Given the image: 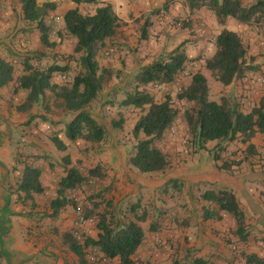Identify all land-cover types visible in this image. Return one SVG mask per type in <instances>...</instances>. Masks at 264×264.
<instances>
[{
	"label": "crops",
	"instance_id": "0c3cea01",
	"mask_svg": "<svg viewBox=\"0 0 264 264\" xmlns=\"http://www.w3.org/2000/svg\"><path fill=\"white\" fill-rule=\"evenodd\" d=\"M3 1L0 0V57L14 66L15 74L12 82L0 88V250L2 254L0 264H79L77 257L61 245L59 238L61 233L75 229L74 209L70 206L66 207L55 219L41 218V213H44L47 207L39 203V196L47 193L46 189L50 183L45 180V176L49 175L50 169L58 171L56 161H59L58 158L63 156L53 146L51 136H57L67 150H70L74 143L81 140L73 143L64 137L63 122H65V118L60 119L59 115L48 112V108L51 109L52 106L51 97H46L39 107L34 108L30 114H25L16 111L15 108L23 103L26 93L20 90L14 92L15 80L23 70L22 53L28 51L45 52L52 55L58 52L72 53L75 42L64 33L62 17L68 9L75 8L76 5L70 0L56 1V10L50 12L45 18V23L50 27L51 33L56 30L62 36L51 35L50 41L55 44L53 49L48 50L43 47L38 31L32 28L29 31H23L21 42L25 40V43L21 46L25 49L22 50L19 46L10 44L6 39L7 35L17 26V22L10 7L5 3L2 4ZM47 1L54 0H37L38 3ZM98 1L109 4L123 23L118 34L123 31L124 38L117 44L123 49V55L127 53L125 58L128 63L134 61V63L140 64L145 59V53H148L147 59L152 61L159 52L172 50L165 51L167 50V40L172 39L176 34L183 35L182 40L187 39L193 31L196 32V37L192 36V41L183 46L186 57L189 60L198 56L209 57L213 54V46L208 48L201 42L200 36L203 34L216 36L224 28L239 34L242 32L241 29L246 27L230 18L227 19L224 26L219 25L215 17L205 9L190 12L186 0ZM244 2H248V0H242V3ZM95 8L96 6L93 4L78 5L79 12L82 14H92ZM18 14L21 21H24L22 13L19 11ZM56 17L59 19V22H56L58 29L54 22ZM144 25H147L146 34L147 32L149 34V37L145 38L147 41L139 40L138 31ZM65 38L72 43L70 49L65 48L64 43L61 44V41L65 42ZM197 39H199L198 42L192 44ZM136 45L137 51L131 56L128 54V49L136 47ZM103 47L97 49L98 63ZM252 51L254 52L255 49L252 48ZM53 61L46 58L42 64ZM57 63L64 65L66 61H57ZM203 74L206 78L209 76L207 71H203ZM59 78L60 76H55L53 81L58 82ZM245 82L246 79L242 78L225 87V92L234 94L241 111H244L241 108L242 103L243 107L247 108L248 104L250 106L258 96L257 93L250 91L247 84L244 85ZM208 85L210 86V84ZM219 97L220 95L209 96L212 101H218ZM31 115L43 116L47 121L53 122L50 125L51 128L48 127L49 125L47 126L50 128L47 130L49 134L40 136V139L29 134L33 132L29 129L32 127V123H29ZM123 119L126 126H129L131 122L129 127L132 131L137 119L133 122L131 118L127 120L125 116ZM22 131L28 132L27 136ZM109 135L110 139H108L109 136L106 137L107 139L105 138L101 144H105V146L110 144L109 148L111 149L117 144V140H122L124 134L112 131ZM216 144L217 142H210L206 145L205 150L195 151L179 146L169 137L166 138L165 142L163 141V146H165L163 153L166 154L169 165L163 172L148 174L152 177L151 179L139 175L133 167L128 165L127 156L113 154V150L111 154L105 152L107 154H104V160H102L106 165L104 179L108 186L113 185V189L115 186H117L116 189H120V183L114 181L123 177L129 187L127 190L133 189L134 196L138 198L143 196L142 192L150 193L146 198L151 202L149 205L152 209L151 218L160 219L168 216L169 219L165 221L169 227L175 229L176 247L179 250L182 247L180 241L186 240L185 250L190 252L192 257L202 258L209 264H246L244 255L263 257L261 254L252 252L250 244L254 242L264 244V238H258L255 234L259 233L264 236V140L258 134L252 138L251 144L254 146L251 150L252 153L247 152L246 145L237 140L226 144L221 153L214 149L213 146ZM28 151L29 153H27ZM240 153L242 156L244 155L240 164L232 165L229 168L223 166L229 160H241ZM23 154H29V156ZM27 166L40 170V182L45 189L43 194L33 195L34 206L30 201H24L23 194L17 190L23 171ZM64 175L62 174V176ZM222 189H228L234 193L246 220L252 224L253 232L248 233L246 230L248 236L243 242L233 234L236 225L230 215L221 213L220 220L203 221V208L209 204L202 200V195L208 191L217 192ZM161 193H163V198ZM165 194L167 197L164 196ZM150 202L147 203L150 204ZM158 202L162 205L157 204ZM100 206L102 208L103 205ZM163 212L167 213L163 215ZM181 235L183 237L179 238ZM96 236L97 231L94 227L92 238L95 239ZM152 238L150 237L148 240ZM237 241L248 252H242L240 256L232 252ZM142 247L143 244L133 257V264H136L135 261L139 256V264L148 260L146 259L149 258L148 255L141 254ZM100 264H118V262L113 260Z\"/></svg>",
	"mask_w": 264,
	"mask_h": 264
},
{
	"label": "trees",
	"instance_id": "16d2710c",
	"mask_svg": "<svg viewBox=\"0 0 264 264\" xmlns=\"http://www.w3.org/2000/svg\"><path fill=\"white\" fill-rule=\"evenodd\" d=\"M25 29L35 28L39 33V40L48 50L54 48L51 40V29L45 23V18L57 8L56 1L38 3L37 0H18ZM76 5L68 9L62 17L63 31L74 40L72 53L60 65L62 57H55L53 62L42 64L47 56L45 52L25 53L22 57V73L16 78L15 91L26 93L23 103L15 109L18 112L30 114L39 107L46 97L52 99V108L59 111L65 118L63 135L70 142L78 140L91 145L102 143L107 136L105 123L90 112L89 106L98 98L104 89V84L110 77L108 69L100 67L97 62L98 47L105 46L112 40L122 26V21L109 4L98 0H70ZM190 12L205 9L216 19L219 25L224 26L227 19H234L237 23L254 27L264 39V0H254L242 3L241 0H186ZM93 4L96 6L92 14H82L78 5ZM146 24V23H145ZM29 27V28H28ZM146 25L141 29V39L147 38ZM59 37L61 33H58ZM182 44L163 54L159 59L141 68L135 76V89L126 93L120 103L124 107H132L141 111L132 129V136L136 143L128 157V165L139 174L148 175L163 172L169 165L168 158L158 147L157 143L163 139L167 131L178 116L172 105L170 96L161 101H155L146 90L140 89L148 85L162 86L174 83L184 71L190 60L182 50ZM213 54L203 60L202 70L207 71L210 77L221 86L228 87L235 81L242 79L248 70L255 67L248 62L247 50L241 36L233 31L222 29L215 36ZM57 60V61H55ZM200 61L202 58L194 59ZM192 60V61H194ZM74 63L75 73L71 72V63ZM203 71L189 73L188 82L176 95L178 101L188 105L182 114V120L187 129L186 144L195 151L205 150L210 142H217L216 152L221 153L225 145L235 140L246 145V150L252 153L254 146L252 138L258 134L264 140V105L251 106L248 111H241L237 99L232 93L221 96L218 101L209 98V85ZM14 66L0 57V88L13 81ZM60 74V81L54 82L53 77ZM64 77V79H62ZM51 109L48 108V112ZM35 115H31L33 119ZM114 128L119 122L113 121ZM55 149L64 152L66 146L57 138L51 136ZM240 161L229 160L224 167L238 165L244 159L242 153ZM238 157V158H240ZM243 157V158H242ZM65 161L69 163L68 157ZM101 166L97 165L87 172V176L75 167L65 169L64 176L56 185L55 197L50 200L47 210L41 213L42 217L55 219L66 207L75 208L73 200L67 198V191H74L87 183L89 179H104ZM17 190L23 194L24 201H30L34 206L33 195L44 193L40 182V170L36 167H25ZM202 200L208 203L203 208V221L220 220L221 213H226L235 221L236 228L233 234L243 242L248 233L246 218L239 203L231 190L222 189L217 192L208 191L202 195ZM94 205L91 211H85V217H96V238L83 237L82 242L74 236L73 230L65 231L60 235L62 246L72 252L79 264H88L85 250L94 251L108 261L116 260L118 264H133V257L142 246L145 234L141 224L147 220V213L141 210L140 204L134 203L124 212L119 205L106 202ZM0 250V263H1ZM246 264H264V257L244 255ZM172 264H209L208 261L189 257L184 260H175Z\"/></svg>",
	"mask_w": 264,
	"mask_h": 264
},
{
	"label": "rangeland",
	"instance_id": "374dc122",
	"mask_svg": "<svg viewBox=\"0 0 264 264\" xmlns=\"http://www.w3.org/2000/svg\"><path fill=\"white\" fill-rule=\"evenodd\" d=\"M242 1V0H241ZM254 0H248L246 3H250ZM5 3L8 7H10V11L12 12V15L15 17V21L17 22V26L13 28L11 33L7 35V41L12 44L19 46L20 49H25L21 46V44L25 43V40L21 42V39L24 35V32L22 31L25 29L26 23L24 21H21V17L19 18V14L17 13L21 10H19V1L18 0H4L2 4ZM187 4V3H186ZM56 17L54 20L55 27L56 25ZM141 28L139 29V40H146L147 39H141ZM145 30L147 31V25ZM241 33L239 35L241 36L244 46L247 50V58L248 62L253 65L256 69L248 70L246 71L243 78L246 79V82L244 85H248L250 87V91H253V93H257L258 96L252 101L251 105L247 106V108L243 107L242 103V109L244 111H248L251 109V106H257V105H264V39L261 38V36L257 33V30L254 27H243L241 29ZM59 31L54 30V33L50 32V35L55 36L58 35ZM183 35H174L172 39L167 40L166 47L169 51L170 49L176 48L178 45H185V43H189L192 41V36L196 37V32L193 31L192 34H190L189 38H185L184 40L181 39ZM149 37V34L147 32V38ZM124 34L123 31L120 32L118 35H116L112 40H109L107 44L101 49L100 56H99V65L100 67L106 68L110 72V77L107 80V82L104 84V89L99 94L98 98L89 106L90 112L92 115H94L96 118L101 119L107 128V136H109L108 139H110V132H121L123 133L122 140H117V144L113 147H110V144L105 146V144H98V145H91L88 143H85L84 141H78L77 143H74L70 150H65L64 152H59L62 157H59L56 161L58 171H54V169H50L49 175L45 176V180L50 183V185L47 187V193L39 196V203L46 205L49 204L50 200H52L55 197V191H56V185L59 179L64 174L65 169H69L71 167L78 168L84 176H87V172L89 169L96 167L97 165H100L101 172L105 173V167L106 165L102 162L104 154H111L113 150V154L118 153L119 155L126 157H129L132 147L135 145L136 141L133 138L131 134L130 125L126 126L125 120L123 119V116L127 117V120L129 118L132 119V122L136 119H138L141 115V111L138 109H134L132 107H124L121 106V102L124 99V96L126 93H132L135 89V76L139 72V70L149 63H152L159 59L163 54L167 52H159L158 55L153 57L152 61H149L148 53H145L146 56L145 59L140 62V64L134 63V61L128 63L126 60L127 53L123 55V49L117 44L118 41L123 40ZM201 42L208 46V48H212L215 35L213 34H203L200 36ZM66 39V40H65ZM65 42L61 41V44L64 43L65 48H71L72 43L68 41L67 38H65ZM195 39V38H194ZM199 39L195 40L194 43L198 42ZM194 41V40H193ZM139 44V43H137ZM191 44V45H192ZM132 46V45H131ZM182 50L185 53V49ZM137 45L136 47H131L128 49V54L132 56V53H135L137 51ZM148 48V47H147ZM252 48L255 49V51H252ZM213 49V48H212ZM70 51V50H69ZM29 52V51H28ZM25 52V53H28ZM25 53H22L25 54ZM29 53H32L31 51ZM70 52H58L57 54H54L53 56H47L46 58L54 59L55 57H62L63 61L70 55ZM21 55V56H22ZM197 58H201V56H198ZM193 58L189 62L186 63L184 71L177 77V79L174 81V83L169 85H162V86H152L148 85L144 88L140 89H146L154 98L155 101H161L166 96H170L172 100L173 107L177 110L178 116L174 123L172 124L171 128L174 129V133L170 132V129L167 131L166 135L157 143V147L162 151L165 152L163 146V141L165 142L166 138L169 137V139L174 142L178 143L181 147H186L189 150H193L191 146H189V143L186 144L187 140V129L185 126L184 121L182 120V114L185 111V109L188 107L186 103L183 101H178L176 99V95L179 93V90L188 82L189 73L197 70H202L203 60L207 57L202 58L201 61H195ZM194 60V61H192ZM131 61V60H130ZM139 65V66H138ZM136 70H133L134 68H137ZM71 72L67 74V77H72V75L75 73L74 63H71ZM134 71V72H133ZM57 77L60 76V74L55 75ZM256 77H260L263 82L257 83L255 81ZM208 78V84L209 86V96L210 97H217L218 95L221 96H227L230 95L229 93L225 92V87L221 86L217 82H215L210 75ZM60 81V79H58ZM236 82V81H235ZM214 86V87H213ZM220 91V92H219ZM219 92V93H218ZM234 96V94H233ZM50 97V96H48ZM219 97V98H220ZM235 97V96H234ZM236 98V97H235ZM52 105V103H51ZM51 113L59 115L60 119L64 118L59 111L55 110L51 106ZM38 118V119H36ZM59 120V119H58ZM113 121L119 122V127L114 128L112 126ZM62 122V121H61ZM29 123H32V127L29 128L33 132L29 133L30 135L37 136L39 139L40 136L43 137V135L49 134L47 131L50 129V125L53 124V122L47 121L46 118L42 117H34L33 119L29 120ZM49 125V126H48ZM50 128H48V127ZM40 130H39V129ZM128 129V133H127ZM24 135L27 136L28 132L22 131ZM127 133V134H126ZM40 134V135H39ZM107 139V138H106ZM165 144V143H164ZM215 149V145L213 146ZM31 149L29 148V151ZM29 151L27 153H29ZM75 151V152H73ZM107 152V153H105ZM24 156H29V154H23ZM65 157H68L69 163L65 161ZM238 162V161H237ZM54 167V164H52ZM64 169V170H63ZM56 174V175H55ZM142 175V174H139ZM143 177L152 178L150 175H143ZM137 179V178H136ZM135 181V180H134ZM105 179H89L87 183L83 184L81 187L74 191H67L66 195L67 198L70 200H73L75 205H80L83 213L85 214V211H91L94 205H103L106 202H111L112 204H115L116 206L119 205L121 210L124 212V210L131 206L134 203H139L141 206V210H145L147 213V220L145 223L141 224V227L145 234V239L143 242L142 247V253L148 255L149 258H146L150 261H146L143 264H172L175 260H184L186 258L192 257L193 255L190 254L187 250H185L187 242L186 240L180 241V245L182 246L179 250L176 242V234L175 229L169 227V224L165 221L168 218V216H164V218H151L152 216V209H151V202L148 201V193L142 192L143 196H140L138 198L137 196H134L133 189L127 190L129 187L126 184V181L123 179H117L116 183H120L119 188L116 189L117 186H115V189H113L112 186H108L105 183ZM113 182V183H114ZM137 183V181H136ZM127 190V191H126ZM167 197V194L164 195ZM43 197V199H41ZM161 197L163 198V193H161ZM164 201V200H163ZM147 202H150L147 203ZM159 205H162V203H157ZM73 208V207H72ZM74 209V208H73ZM101 209V206L98 208V210ZM165 215L167 212H163ZM91 217H95L92 215ZM90 218V217H87ZM96 218V217H95ZM246 230L248 232H253L252 230V224L248 223L246 220ZM95 225H89L87 228L88 230H93ZM251 228V230H250ZM256 237L258 238H264V236H261L259 233H255ZM251 235V234H250ZM150 237H153L151 240H148ZM183 236H179V238H182ZM254 237V236H253ZM236 247L232 249V252H235L239 256L242 252H248L245 251L243 248V245L240 242H236ZM251 251L255 252L256 254H261L264 257V244L260 243H251ZM140 262V256L135 261L136 264H139Z\"/></svg>",
	"mask_w": 264,
	"mask_h": 264
},
{
	"label": "built area",
	"instance_id": "2783aa9c",
	"mask_svg": "<svg viewBox=\"0 0 264 264\" xmlns=\"http://www.w3.org/2000/svg\"><path fill=\"white\" fill-rule=\"evenodd\" d=\"M56 22H59V19L56 20ZM64 79V77H62ZM255 81L257 83L263 82V80L260 77H256ZM171 133H174V129H170ZM235 161H239V159H235ZM74 216H75V229L73 230L74 236L76 239L80 242H82L83 237H92V230H88L89 225H96V218L90 217L87 218L84 216L83 211L81 209L80 205H76L74 208ZM86 252V259L88 261V264H100V263H106L108 260H106L104 257H102L100 254L85 250Z\"/></svg>",
	"mask_w": 264,
	"mask_h": 264
}]
</instances>
